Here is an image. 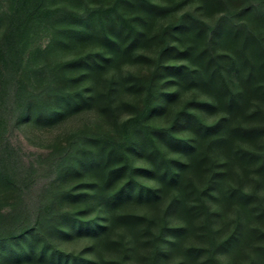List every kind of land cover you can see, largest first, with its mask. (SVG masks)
<instances>
[{"label":"trees","instance_id":"obj_1","mask_svg":"<svg viewBox=\"0 0 264 264\" xmlns=\"http://www.w3.org/2000/svg\"><path fill=\"white\" fill-rule=\"evenodd\" d=\"M0 264H264V0H0Z\"/></svg>","mask_w":264,"mask_h":264},{"label":"rangeland","instance_id":"obj_2","mask_svg":"<svg viewBox=\"0 0 264 264\" xmlns=\"http://www.w3.org/2000/svg\"><path fill=\"white\" fill-rule=\"evenodd\" d=\"M46 134L29 125H22L16 129L13 140L22 144L27 151H37L45 148Z\"/></svg>","mask_w":264,"mask_h":264}]
</instances>
